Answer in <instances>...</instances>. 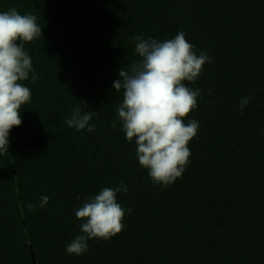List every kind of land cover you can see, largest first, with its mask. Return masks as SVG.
I'll use <instances>...</instances> for the list:
<instances>
[{
	"label": "trees",
	"instance_id": "1",
	"mask_svg": "<svg viewBox=\"0 0 264 264\" xmlns=\"http://www.w3.org/2000/svg\"><path fill=\"white\" fill-rule=\"evenodd\" d=\"M11 8L42 36L25 44L31 100L0 155V264H264V0H0ZM178 31L214 62L184 82L201 93L184 122L200 127L182 177L162 187L122 131L113 82L137 59L130 37ZM75 107L99 113L94 131L68 127ZM121 184L122 231L67 254L75 210Z\"/></svg>",
	"mask_w": 264,
	"mask_h": 264
},
{
	"label": "clouds",
	"instance_id": "2",
	"mask_svg": "<svg viewBox=\"0 0 264 264\" xmlns=\"http://www.w3.org/2000/svg\"><path fill=\"white\" fill-rule=\"evenodd\" d=\"M41 36L42 28L34 15H22L15 8L0 12V155L8 153L10 130L21 125V106L31 100V91L23 82L34 69L25 44ZM130 39L135 41L137 59L127 69L120 67L118 79L113 82L115 92L122 90L123 96L116 111L127 141L135 138L140 166L148 171L153 183L167 187L182 177L190 162L188 144L200 127L195 119L184 122L196 109L201 95L198 88H189L184 82L194 83L203 66L214 62V58L204 52L197 55L183 31L163 41L142 36ZM37 79L31 76L33 82ZM251 99H241V112ZM97 115V111L75 107L66 123L77 132H92L95 125L89 126V122ZM121 191L127 193V186L103 188L75 210L82 222L80 235L66 246L67 254L81 256L88 251L89 240L107 241L122 231V221L131 210L117 202ZM48 202L49 197L42 196L40 207ZM26 206L29 210L35 207Z\"/></svg>",
	"mask_w": 264,
	"mask_h": 264
}]
</instances>
